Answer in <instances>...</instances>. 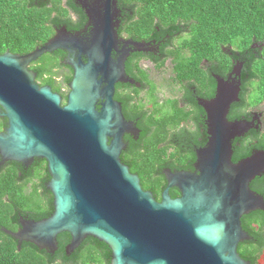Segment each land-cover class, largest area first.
<instances>
[{"label": "water", "instance_id": "obj_1", "mask_svg": "<svg viewBox=\"0 0 264 264\" xmlns=\"http://www.w3.org/2000/svg\"><path fill=\"white\" fill-rule=\"evenodd\" d=\"M88 21L83 29L66 26L28 53H0V131L2 162L31 165L48 161V188L54 212L43 219L21 217V227L3 229L19 240L55 252L58 235H72L71 253L87 236L112 249L111 264H251L238 250L250 235L242 216L264 210V196L251 182L264 174V149L233 161V141L257 127L254 120L228 118L240 100L242 62L228 78L217 75V91L200 99L207 114L209 140L197 149L195 171L165 169L168 184L158 200L142 186L121 154L129 133L140 129L126 118L115 98L116 84L141 85L126 72L134 51H149L150 42L119 33L118 0H79ZM74 54V75L66 104L50 86L36 81L30 63L47 52ZM4 109V112H2ZM177 186L181 195L172 197Z\"/></svg>", "mask_w": 264, "mask_h": 264}, {"label": "trees", "instance_id": "obj_2", "mask_svg": "<svg viewBox=\"0 0 264 264\" xmlns=\"http://www.w3.org/2000/svg\"><path fill=\"white\" fill-rule=\"evenodd\" d=\"M118 3L124 15L119 33L157 46L156 50L134 51L126 61V72L140 86L117 85L115 98L122 103L126 118L140 129L137 137L125 134L127 147L121 158L140 176L144 189L161 200L168 184L165 169L194 170L196 148L209 140L207 114L197 96L216 94L217 75L228 78L235 65L243 63L240 100L231 105L229 119H250L249 109L264 102V0ZM87 21L85 9L75 0H0V53L31 52L54 36L57 27L81 30ZM63 55L61 50L47 52L32 67L39 77L48 75L47 82L55 85L54 74L70 67L62 62ZM144 60L151 61L155 70L144 68ZM167 65L171 76L166 85L181 97L160 98L152 72H165ZM71 78L68 73L65 80ZM6 121L0 117V130ZM250 130L233 141V161L264 149V132ZM50 178L45 158L36 157L26 166L16 160L2 162L0 154V264H111L110 246L91 235L68 253L72 235L61 232L58 249L50 252L30 241L19 247V240L3 229L17 231L22 216L40 220L54 212ZM251 188L264 196V174L251 182ZM170 194L178 197L181 192L174 186ZM241 219L252 238L241 242L238 250L251 264H257L264 251V210L251 211Z\"/></svg>", "mask_w": 264, "mask_h": 264}, {"label": "flooded vegetation", "instance_id": "obj_3", "mask_svg": "<svg viewBox=\"0 0 264 264\" xmlns=\"http://www.w3.org/2000/svg\"><path fill=\"white\" fill-rule=\"evenodd\" d=\"M78 4H80L78 1L79 0H75ZM119 4V3H118ZM80 6H82L81 4H80ZM119 6V5H118ZM119 9H120V12H119V20H120V25H121V22H122V17L124 16L123 15V9L122 8H120L119 7ZM62 27V26H61ZM120 27V26H119ZM58 28H60V27H57L56 28V32H57V29ZM84 28V27H83ZM82 28V29H83ZM76 31V30H75ZM56 34V33H55ZM54 34V35H55ZM121 35V34H120ZM123 36V35H122ZM125 37V36H124ZM126 38H130V37H126ZM153 46H154V48L152 49V50H156V47L157 46H155V44H153ZM58 50H61L63 53H64V55H63V59H62V62H64V63H67L68 64V61H69V59L71 58V57H75L74 56V54H72V53H69V52H67V51H65V50H62V49H58ZM70 65V64H69ZM142 65H143V67L144 68H147V69H153V70H155L154 69V65L152 64V62L151 61H149V60H144L143 61V63H142ZM148 65V66H147ZM149 65H151V66H149ZM35 66V65H34ZM29 68L30 69H32L33 71H35L36 72V81L41 85V86H50L51 88H52V90L54 91V92H57V93H59L61 96H62V104L64 105V104H66L67 103V100H68V95H69V92H70V90H71V88H70V83H71V80H72V78H73V75H74V68H73V66H71L70 65V67H65V69H64V71L62 70H60L59 71V73H57V74H54V78H55V85H53V84H51V83H49V82H47V80L45 79V78H48V75H46L45 76V78H41V77H39L38 75V72L32 67V63H30V65H29ZM57 70H59V69H57ZM157 72H158V74H160L161 72L159 71V70H156ZM154 72V71H153ZM152 72V73H153ZM68 73L69 74H71V76H72V78H71V80L70 81H66L65 80V78H66V75H68ZM120 83H122V82H120ZM119 84V82L116 84V92H117V85ZM58 85L60 86V87H58ZM61 85H62V87H61ZM242 86V85H241ZM116 92H115V96H116ZM241 93V92H240ZM177 95V94H176ZM216 95V94H215ZM215 95L213 96V97H215ZM177 96H180L181 97V95L180 94H178ZM167 97H174V95H170V96H161L160 95V98H167ZM213 97H211V98H213ZM197 98H198V101H199V103H200V99H211V98H206V97H199V96H197ZM255 108L256 107H251L250 109H249V111H250V113H251V118L249 119V120H254L255 121V124L257 125V127H254V129H257V130H260V131H262V132H264V111H258V110H255ZM2 112H4V109H2ZM1 118H6L7 119V121H6V125L5 126H3V128H2V130H0V131H4V130H6L7 129V127H8V118L6 117V116H0ZM242 119H248V118H242ZM206 123H207V116H206ZM253 129V128H252ZM207 132H208V127H207ZM251 132V130H249L247 133H250ZM201 147H204V146H201ZM201 147H198V148H201ZM198 148H196V150L198 149ZM168 169V168H167ZM170 169V168H169ZM189 171H195V169L194 170H189ZM255 180V179H254ZM245 231H247L246 229H245ZM247 233H248V231H247ZM249 234V233H248ZM250 235V234H249ZM250 238H252V236L250 235ZM249 238V239H250ZM249 239H246V240H249ZM245 241V240H244ZM244 241H242V242H244ZM241 243V242H240ZM239 243V244H240ZM263 253H264V251H263ZM262 253V254H263ZM262 254H261V256H262ZM261 256H260V258H261ZM260 258H259V260H260ZM259 260H258V263H259ZM257 263V264H258Z\"/></svg>", "mask_w": 264, "mask_h": 264}, {"label": "rangeland", "instance_id": "obj_4", "mask_svg": "<svg viewBox=\"0 0 264 264\" xmlns=\"http://www.w3.org/2000/svg\"><path fill=\"white\" fill-rule=\"evenodd\" d=\"M149 66H151V65H149ZM152 76H153L154 82H156L157 86L159 87V94L161 96L163 95V96L166 97V96H170L172 94L173 95L177 94V93H172L169 90L170 87L168 85H166L168 83V81H169V77L171 76V68H170V66L167 65V70L165 72L164 71L161 72L160 74H158L157 71H154L152 73ZM255 110L264 111V102L262 103L261 106L259 105L258 107H256ZM258 264H264V253L262 254Z\"/></svg>", "mask_w": 264, "mask_h": 264}]
</instances>
